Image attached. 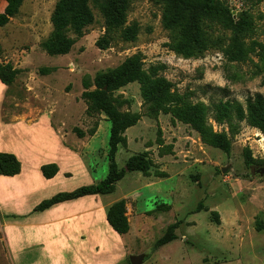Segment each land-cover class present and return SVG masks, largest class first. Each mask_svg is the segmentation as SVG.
<instances>
[{"label": "rangeland", "instance_id": "rangeland-1", "mask_svg": "<svg viewBox=\"0 0 264 264\" xmlns=\"http://www.w3.org/2000/svg\"><path fill=\"white\" fill-rule=\"evenodd\" d=\"M57 1L24 0L18 14L0 29V62L19 71L0 107V149L28 154L44 148L45 121L52 117L66 142L82 149L81 158L90 169L87 174L68 161L65 169L71 176H65L61 188L69 191L64 192L99 183L109 173L111 123L105 115H87L83 81L92 83L97 73L116 68L132 55L142 54L145 70L166 78L194 104L231 101L245 106L256 94L264 97V0H229L235 20L246 17L250 27L225 30L214 24L207 28L209 48L193 57L173 49L174 35L162 24L157 0H130L128 24L140 27L135 42L115 39L107 50L99 49L96 42L105 24L93 5L95 22L70 53L50 56L41 44L52 33ZM5 6L0 0V13ZM240 50L245 51L243 59ZM115 96L124 101L122 112L141 115L125 132L128 145L117 153L118 167L125 168L135 154L147 153L153 168L148 175L127 172L114 193L99 196L106 206L126 200L131 230L120 236L106 231L101 222L107 250L91 264H264V174L259 172L264 168V134L245 120L220 125L210 119L214 130L227 134L232 143L226 154L204 144L196 131L172 115L157 113L152 101L143 100L139 83ZM20 118L24 121L12 123ZM75 127L86 136L74 134ZM212 212H218L219 222ZM172 224L178 239L154 251ZM2 237L0 232V264H9Z\"/></svg>", "mask_w": 264, "mask_h": 264}, {"label": "trees", "instance_id": "trees-1", "mask_svg": "<svg viewBox=\"0 0 264 264\" xmlns=\"http://www.w3.org/2000/svg\"><path fill=\"white\" fill-rule=\"evenodd\" d=\"M4 1L6 6L0 13V29L11 22L24 2V0ZM157 1L162 5V24L174 35L172 47L185 57L198 56L209 48L211 37L207 28H211L214 24L221 25L225 30L245 31L250 27L246 17L235 20L228 5L229 0ZM93 5L100 10L105 24V33L96 42L99 49L107 50L115 39L124 42L136 41L140 27L136 22L128 24L130 0H58L51 17L53 30L49 39L41 44L42 49L50 56L69 54L77 40L82 38L86 29L95 22ZM2 54L3 48L0 43V58ZM244 56L245 51L240 50V59ZM48 71V69L45 70V72ZM18 73L19 71L12 64L0 62V81L7 87L15 82ZM135 82L140 85L143 100L152 101L157 113L172 115L174 120L196 131L204 144L220 149L226 154H230L232 143L227 134L214 130L210 119L220 125L245 120L250 126L259 129L264 134V97L261 94L248 98L245 106L231 101H219L211 105L194 104L186 95L175 92L173 84L166 78L145 70L142 54L132 55L116 68L97 73L92 83L87 78L83 81L84 91L81 99L87 106V115L102 114L111 123L108 154L110 163L107 178L71 192L58 193L42 201L34 211L43 212L60 203L86 196L110 195L114 193L117 183L127 175V172H141L145 175L150 173L153 162L147 153L131 156L123 169L118 167L116 161L120 147L128 145L125 132L140 121L141 115L122 112L120 108L124 101L120 99V96H115V92ZM96 131L97 129L91 131L90 136H94ZM73 133L79 138L86 136L77 127L73 129ZM21 170L22 164L15 154L0 152L1 176L13 177L20 174ZM41 172L46 179H52L58 174L59 167L56 163L45 164L41 167ZM159 175L166 176L163 172ZM126 205V200L122 199L106 210V218L110 227L120 236L128 234L131 230ZM212 215L216 222H219L218 212H212ZM176 229V224L170 225L165 235L155 243L153 250L157 251L176 241L178 239ZM261 229L262 226L258 225L257 230ZM119 264L131 263L121 262Z\"/></svg>", "mask_w": 264, "mask_h": 264}, {"label": "crops", "instance_id": "crops-1", "mask_svg": "<svg viewBox=\"0 0 264 264\" xmlns=\"http://www.w3.org/2000/svg\"><path fill=\"white\" fill-rule=\"evenodd\" d=\"M8 89L0 81V107ZM21 121L24 120L20 118L12 123ZM45 123L44 148L28 154L0 149V152L15 154L22 164L20 174L0 175V232L8 261L9 264H91V259L107 250L100 236L101 222L106 231L117 234L106 218V210L113 203L106 206L99 195H94L60 203L43 212L34 211L42 201L69 191L61 188L67 180L65 176H71L65 169L68 161L76 163L87 174L90 171L81 158L82 149L79 151L66 142V136L57 132L59 126L52 117ZM57 153L61 157H56ZM44 156L48 158L43 160ZM51 163L58 165L59 172L54 178L46 179L41 167ZM31 253L38 256L24 257Z\"/></svg>", "mask_w": 264, "mask_h": 264}, {"label": "water", "instance_id": "water-1", "mask_svg": "<svg viewBox=\"0 0 264 264\" xmlns=\"http://www.w3.org/2000/svg\"><path fill=\"white\" fill-rule=\"evenodd\" d=\"M259 172H260V174H262V175H263V174H264V168H263V169H261ZM131 263H132V264L134 263V262H133V260L131 261Z\"/></svg>", "mask_w": 264, "mask_h": 264}]
</instances>
